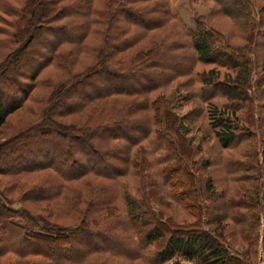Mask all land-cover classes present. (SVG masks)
<instances>
[{
  "label": "trees",
  "instance_id": "trees-1",
  "mask_svg": "<svg viewBox=\"0 0 264 264\" xmlns=\"http://www.w3.org/2000/svg\"><path fill=\"white\" fill-rule=\"evenodd\" d=\"M100 1L64 0V12L49 3V6L41 5L40 9L48 16L45 22L50 24H39L36 28L33 25V33L24 45L20 44L14 50L11 60L13 66L16 63V67L22 68L36 61L34 69L25 74L27 82L20 80V72L8 68L6 59L0 63V95L9 91L12 97L6 102L0 98V131L8 116L43 85L44 80L39 79L40 69L55 65L66 74L61 80L47 82L51 83L48 85L52 90L46 97L43 114L39 115L40 121L0 141V159L3 158L0 174L18 178L20 174L45 168L57 176L47 178L33 189L23 190L26 196L22 194L18 201L21 207L13 205L16 200L8 195L11 192L8 188L10 181H6L4 189L0 188V264H94L92 258L97 257L135 258L148 264H154L151 260L157 259L163 264H179L173 261L177 255L196 264L247 263V251L237 248L231 242L233 236L228 233L230 241L222 223L224 219L230 221L235 233L238 230L243 242L254 248L256 237L250 239L240 224L241 209L238 207L242 203L235 199L238 196L236 191L230 197L218 191L212 174L198 178L197 183V179L190 175L191 170L195 169L196 174L202 173L200 169L208 167V162L188 157L183 148L181 123H175L172 112L166 111V116L173 119L160 120V115H150L148 107L162 108L158 96L160 91L169 93V102L173 103L177 85H172V82H175L177 72L193 73L194 69L189 65L184 71H179L162 62L174 57L177 63L186 47L194 50L199 62L215 66L228 64L237 68L235 76L231 73L224 75L233 82L232 85L213 79V75L219 77L218 68L214 66L206 73H200L202 78L194 73L204 86L201 88L203 92L196 91L199 95L196 100L200 103L183 119L190 120L193 113L201 115L202 103L211 100L204 110L210 131L222 147H228L236 138L238 108L232 102L251 99L245 88L251 72L250 62L242 58L238 47L218 34L216 28L198 21L196 29L192 30L184 27L174 14L169 15L176 17L190 43L185 40L175 43L162 40L156 44L158 41H153L150 48L142 47L138 49L139 53H135L136 56L132 53L125 58L126 49H130L131 45L135 48L147 32L130 37H126L125 33L133 26L150 28L147 23L142 24L138 20L135 11L149 14L151 6L140 5L147 0H102L98 6ZM73 2L85 5L77 18L72 13ZM216 2L218 11L227 14L224 0ZM29 3L32 10L24 7L25 14H16L17 20L12 25L14 29L20 30L21 24L29 26L35 13L40 12L35 8V0ZM20 20L22 23H19ZM71 26L77 29L80 26L76 38L61 36L44 52L32 48L31 44L43 33L48 34L53 29L63 33ZM20 32L28 34L25 30ZM91 41L96 44L92 45ZM84 52L93 53V64L82 71H74L70 67L73 55ZM20 59L23 60L18 64ZM5 70H10L11 76L6 75ZM144 72H152L156 80L136 87L131 79ZM12 81H15L14 86L10 84ZM178 82V87L183 84ZM65 101H68L66 105L63 104ZM59 105L64 108H59ZM94 111L99 112L93 114ZM84 112L88 114L85 118L81 116ZM61 116L70 118V121L67 124L60 121ZM35 128L39 130L35 131ZM160 130L164 134H160ZM178 136H181L180 140ZM40 138L48 140L52 150L49 146L42 147ZM58 142L63 146H58ZM157 150L167 152L161 157L156 154ZM36 155H44L45 160L26 162L25 158H35ZM14 181L17 187L22 185L19 180ZM262 181L264 183V179ZM260 191L264 207V186ZM120 197L124 199L122 208ZM200 197L207 204L205 201L200 204ZM28 198L44 202L48 208H59L60 212L56 213H64V218H70L71 222L53 221L55 224H48L46 216L37 215L24 205V200ZM168 202L181 206L187 211L189 219L179 220L177 212L166 214ZM61 215L56 217L61 218ZM19 218L24 222H19ZM118 218L131 222V230L125 232L116 227ZM113 236L122 240L124 247L120 251L111 247L109 241ZM86 239L94 240L92 246L85 245ZM158 240H164V246L159 250L152 248ZM128 244L134 247L131 254L127 252ZM52 245L63 252L56 256L52 253ZM72 248L78 249L80 255H73Z\"/></svg>",
  "mask_w": 264,
  "mask_h": 264
},
{
  "label": "rangeland",
  "instance_id": "rangeland-1",
  "mask_svg": "<svg viewBox=\"0 0 264 264\" xmlns=\"http://www.w3.org/2000/svg\"><path fill=\"white\" fill-rule=\"evenodd\" d=\"M30 1L31 0H0V63H3V60L6 59L5 62L8 68H13V72H20V75L22 76L20 80H26V82L27 77H25V74L34 69L36 61L25 64L27 65L26 67L22 68L17 66V68L16 63L15 66H13L14 64L11 62V60H13L12 57L14 55V50L20 44L24 45L26 43V39H29L28 36L33 33V29H35L39 24H50V22H45L48 19V16L45 15L44 10L40 9L41 5L49 6V3L57 9L62 8L64 12V0H35V8L40 9V12L35 13V17L33 18L34 21H30L29 26H26L25 24L23 26L21 24L22 28H20V30L14 29V22L17 20L16 14L18 12L25 14L23 9L24 7L27 10H32L29 6ZM216 1L217 0H147L141 2L140 5H150L151 11H149V14L135 11V14L142 24L147 23L146 26L150 28L133 26L125 33L126 37H130L133 34L147 32L135 48L131 45V47H129L130 49H126L123 57L127 58L132 53H139L138 49L142 47L150 48L153 41H158L156 44L162 40L170 41L172 43H175L178 40H185L190 43L189 38H187L185 33L182 31V25L176 17H170V15L174 14L186 28H190L192 30L196 29L198 21H203L207 27L216 28L217 30H215L218 34L230 40L238 47L240 52L243 54L242 58L248 59L250 62L249 67L251 68V72L249 73V82H247V86L245 88L251 96V99L232 102L234 103V106H237L236 109L238 108L236 113V138L228 147H222L216 136L210 131L209 120L204 110L206 111L208 106L207 104L211 100H207L202 103L204 113H200L201 115L199 116H195L196 113H193L190 120H188L189 118L186 120L183 119H185L184 115L186 113H190L195 105L200 103L196 100V98L199 97L196 91L203 92L201 88L204 86L201 85L198 77L194 76V73L197 72L201 77L200 73H206L208 69L214 66L218 68L219 77L213 75V79L230 82L232 85L233 82L227 77H224V75L231 73L232 76H235L234 74L235 71L238 70L237 68L234 69L228 64H225V66L217 64L215 66L213 64L202 63L201 61L199 62L194 50L190 47H186L182 50L183 56L177 61V63V58L175 59L174 57L171 59H165V61L162 62H164L163 64H166V66H170L171 68L173 67V69L179 71H184L185 66L187 67L189 65L194 69L193 73L189 74L186 72H177V78L174 79V83L172 82V85H177V89L174 91L175 96L172 99L173 103L169 102V93L163 94L162 91H160L158 96H160L161 102L159 103L162 105V108H159L160 106H158L156 110L152 108V106H149L148 111L150 115H160V120L163 119L165 121L173 119V117L166 116V111L172 112L173 115H175L174 119L176 118L175 123H181V126L179 127L184 135H182V141H184L183 148L188 157L196 159L199 162H208V167L200 169L202 173L198 172V174H196L195 169L191 170L192 172H190V175L195 180L197 179V183L198 178L204 175L212 174L213 180L218 186V191L224 192L223 194H226L228 197H230L234 190L236 191L238 196H236L235 199H239L242 203L240 207H238V209H241L240 224L244 227V231L246 230V234L250 239L256 237L255 246L254 248H251L245 244L243 242L244 239L241 238V233L238 230L235 233L233 225L227 219L222 220V223L227 230L225 235L231 241V238L227 235L230 233L234 239L231 242L233 244L235 243L236 247L240 248L242 251H247L248 254L245 255L247 263L245 264H264V240L262 239V234L264 232V207H262V199L260 198V190L264 186L262 181L264 179V0H224V5L227 6L228 9L227 14L218 11V4ZM238 1H240V3H238ZM102 2L103 1L101 0L98 6H100ZM72 5L74 6L72 9L73 16L74 18L75 16L77 18L78 15L83 12L85 5L84 3L79 4L77 2H73ZM28 15L26 18H28ZM39 20H41V22ZM19 23H22V20H20ZM33 25L35 28H32ZM78 27L79 28L77 29L75 26H71L63 33L62 31H53L54 29L48 34L43 33L40 39H35V41L31 44L34 46L32 48L34 50L38 49V51L44 52L49 49L48 47L52 46V43L55 40L61 38V36H73L76 38L80 32V26ZM24 30L28 32V34L20 32ZM19 37L20 39H18ZM91 43L92 45L96 44H94V41H91ZM92 54V52H84L80 55H73V62L70 67L74 71H82L86 66L93 64ZM119 55L121 54H118V56ZM22 60L23 59H20L18 64H20ZM39 72V79L44 80L42 83L43 85H41L38 89H35L32 96L27 99L22 106L17 108L8 116L6 124L0 131V141L5 139L7 140V138L15 135L18 131L28 126H33V124L39 120V115L43 114L45 110L44 107H46L47 104L46 97L52 90L50 85H48L51 83L47 84V82L52 80L55 82L66 76V74L56 68L55 65H48L40 69ZM4 73L11 76L10 70H5ZM155 78L153 77L152 72H144L135 75V77L131 79V82H133L136 87H142L147 85L149 81L156 80ZM158 78L159 77H157V79ZM178 81L183 83L179 87L178 83L180 82ZM14 82L12 81L10 84L14 86ZM188 89L192 91L189 92ZM10 94L11 92L9 91L4 92L0 95L1 100L6 102V99L10 97ZM155 96H157V94ZM11 98L12 97L9 99ZM67 102L68 101H65L63 104L66 105ZM103 107L105 106L103 105ZM59 108H64V106L59 105ZM85 111L86 113L90 112L89 110ZM148 111L146 110V114H148ZM96 112L99 111H94L93 114ZM86 115L88 114H85V112L81 114L84 118ZM59 119L66 124L70 121V118L66 119V117L62 116ZM163 124L164 123H161V125ZM40 127L41 126H39V128ZM38 130L39 129L35 128V131ZM159 133L164 134L161 130ZM183 137L187 140H184ZM180 138L181 136L177 137L179 140ZM39 140L42 147L49 146L50 148L51 143L48 140L43 138H40ZM54 141L56 142L57 140ZM143 143L145 144V142ZM58 146L62 147L63 143L58 142ZM50 149L52 150V148ZM182 151L183 150H181V152ZM165 152H167V150H157L156 154H160L159 156L163 157ZM2 159L3 158L0 159V162ZM25 159L26 162L30 163L45 160L44 155H36L35 158L28 157ZM66 169L68 170V168ZM54 175V173L45 168L35 170L31 173L20 174L18 178H14L15 176L11 177L10 175L0 174V188L4 189L5 184L7 183L6 181H10L8 188L11 189V192L8 195L16 200L12 203L13 205L21 207V204H19L18 201L22 197L23 190L25 191L27 188H29V190L31 188L33 189L39 183L45 182L47 178H54L56 176ZM227 176L229 178H227ZM14 180H19L22 185L17 187ZM13 184H15V186H13ZM75 187L79 190L76 184ZM200 188L202 189V187ZM200 188L199 191L203 193V190ZM158 192L162 191H157V193ZM181 192L186 193L187 191H179V193ZM23 196H26V194H23ZM164 199L167 200L168 198ZM200 199L201 197L198 198L199 202ZM31 200L30 198L24 200V205H26L31 212L37 215L46 216V222L48 224L54 222L63 224L71 222L70 218H64V213H56V211L60 212L59 208H53L52 206L51 208H48V204H45L44 202H34ZM119 200L120 207L122 208L124 205V199L120 197ZM204 201V198H202L200 204ZM168 205L169 209L167 208V210H165L166 214L177 212V214H179V220L189 219L186 215L187 211L182 210L181 206H176L174 203H169ZM57 214H62L61 218H57ZM122 218L126 217L123 216ZM175 218L177 219V217H173V219ZM17 220H19V222H24L21 218ZM115 226H119L125 232H128L133 227V224L131 222L127 223V219H122L121 221L118 218ZM203 227H207V225H204ZM114 233L120 235L116 231ZM118 237L119 236H113L109 241L112 249L116 251H120V249L124 247L122 240ZM92 241L94 240L86 239L84 243L86 246H92ZM52 246V253L59 256L62 249L59 251L56 246ZM163 246L164 240H158L153 244L152 248L159 250L162 249ZM127 248L128 253L131 254L134 252V247L132 245L128 244ZM56 249H58L59 252L56 251ZM250 252L252 253L250 254ZM72 254L75 256L78 255V249L72 248ZM92 261L94 264H148L141 259L123 257L114 259H102L101 257H97L92 258ZM173 261L179 262V264L197 263L193 260L184 259L181 255H177ZM151 262L154 264H163L159 263L157 259H152Z\"/></svg>",
  "mask_w": 264,
  "mask_h": 264
}]
</instances>
